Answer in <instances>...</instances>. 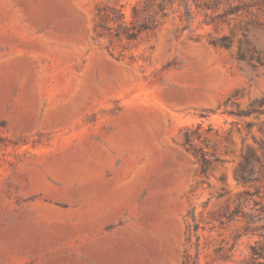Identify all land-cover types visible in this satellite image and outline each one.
<instances>
[{
    "label": "rangeland",
    "instance_id": "1",
    "mask_svg": "<svg viewBox=\"0 0 264 264\" xmlns=\"http://www.w3.org/2000/svg\"><path fill=\"white\" fill-rule=\"evenodd\" d=\"M0 264H264V0H0Z\"/></svg>",
    "mask_w": 264,
    "mask_h": 264
},
{
    "label": "trees",
    "instance_id": "2",
    "mask_svg": "<svg viewBox=\"0 0 264 264\" xmlns=\"http://www.w3.org/2000/svg\"><path fill=\"white\" fill-rule=\"evenodd\" d=\"M222 44L224 45V46H229V42H228V38H226V37H224L223 39H222ZM244 57V55H242V58ZM252 112L251 111H249V112H246L245 114H251ZM189 142V141H188ZM205 164H204V171L207 169V165H208V162L205 160V162H204Z\"/></svg>",
    "mask_w": 264,
    "mask_h": 264
},
{
    "label": "water",
    "instance_id": "3",
    "mask_svg": "<svg viewBox=\"0 0 264 264\" xmlns=\"http://www.w3.org/2000/svg\"><path fill=\"white\" fill-rule=\"evenodd\" d=\"M179 101H180V104H181L182 106H184V105H188L187 102H186V99L183 98V97H179Z\"/></svg>",
    "mask_w": 264,
    "mask_h": 264
}]
</instances>
